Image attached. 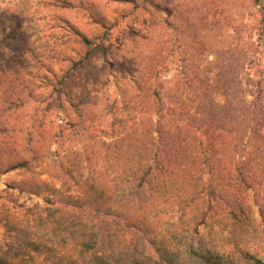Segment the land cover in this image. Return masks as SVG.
<instances>
[{
	"label": "trees",
	"instance_id": "trees-1",
	"mask_svg": "<svg viewBox=\"0 0 264 264\" xmlns=\"http://www.w3.org/2000/svg\"><path fill=\"white\" fill-rule=\"evenodd\" d=\"M220 70L188 98V82L144 96L138 83V102L111 120L108 98L81 95L88 137L72 149L68 179L43 162L51 180L29 194L44 192V204L0 195V264H264V85ZM2 121L0 154L15 159L7 171L47 158Z\"/></svg>",
	"mask_w": 264,
	"mask_h": 264
},
{
	"label": "rangeland",
	"instance_id": "rangeland-1",
	"mask_svg": "<svg viewBox=\"0 0 264 264\" xmlns=\"http://www.w3.org/2000/svg\"><path fill=\"white\" fill-rule=\"evenodd\" d=\"M221 67L230 79L252 77L264 85V2L0 0V122H12L20 143L47 157L7 171L15 159L0 154V195L14 194L21 205L44 204V192L29 194L51 180L43 162L68 179L72 149L82 151L78 140L86 144L88 137L81 95L108 98L111 120L122 102L132 100L130 108L138 102V83L144 96L162 82H188L184 97H194L199 81L214 87ZM115 99L117 106L107 108ZM70 122L81 128L70 129ZM84 122L87 132L77 134ZM257 206L252 203V216L260 222Z\"/></svg>",
	"mask_w": 264,
	"mask_h": 264
}]
</instances>
